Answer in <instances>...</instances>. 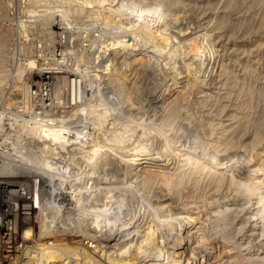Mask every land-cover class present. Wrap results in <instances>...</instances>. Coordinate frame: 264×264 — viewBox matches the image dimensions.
Wrapping results in <instances>:
<instances>
[{
  "label": "bare ground",
  "instance_id": "6f19581e",
  "mask_svg": "<svg viewBox=\"0 0 264 264\" xmlns=\"http://www.w3.org/2000/svg\"><path fill=\"white\" fill-rule=\"evenodd\" d=\"M91 1L92 0H85L84 3L88 7H91V5L93 7V4H91ZM97 1L100 4H107L108 5V7H107L108 11L107 12L110 13L111 15H113V18H116V20H113V18H111L109 15H106V14L105 15L102 14L101 16L99 14L94 18L97 21L101 20L102 22H104L107 25L106 29L110 28V30H108L111 33L110 40H108L109 44H107V43L105 44V42L101 40L98 44L99 46L97 45L99 47V50H96L97 54L93 57V60H91V62L89 60H87V61L84 60L85 61L84 66H86V67H84V69H82L81 72L78 71V69H77L78 68L77 64L81 63V61H78L75 64V66L72 68L57 69V68H60V67H57L56 68L57 71L54 69H53V71L51 70L52 72L48 73L50 75L49 79L52 81L51 83L53 84L55 89L58 88V90H56V91H66V90H64V88L67 85V81H68V79H72V78H79L82 81H86V82L89 81V82H91V84L96 83L99 73L96 75L95 72H100V73H102V75L108 76V79L110 78L109 80L114 82L113 93L115 94L117 92V90L120 87H122L121 84L123 82H121L119 80L120 77L126 75V73L125 74L122 73L125 69L121 72V68H119L118 66H114L116 64L112 65V62L110 60L109 61L111 63L107 61V59L109 58L108 55L110 54V53H108L107 50L113 49L114 54H121V55L129 53V55H131L133 57V59L131 62L130 58H132V57H130L129 58L130 61L124 63V64H127V66L131 65L133 62L134 63L136 62L137 64L139 63V65L141 64V66H144L150 62L149 60H151L148 58L149 54L154 55V56H149L153 59V57H155V54H158L160 52L159 55H162V56H161V58L157 59V61H155V62H156L157 66H160L159 68L163 72H165V74L171 73V71L169 69L170 67L169 66H168L169 68L166 67V61L167 60L173 61L176 58L181 59L180 62L186 68L185 71H187V74L189 76H190V72L194 73V75H191L192 77H190L187 80L188 82H187V84L185 83V85H187L190 88L191 82L197 83L198 89H197L196 97H198L199 101H200V97L198 95H200L202 93L204 95V93H205L204 92V85H205V82L207 81L204 77V72H203L204 70H202V66H201V62H200V60L202 58L200 57V55H201V53L206 52V50L208 51V49H210V47L214 46V45L211 46V43L208 42V39H210V38H208V36L211 37V34L209 35L208 32L210 33L211 31L213 32L214 30L217 31L219 29L222 31L221 28H223V26H227L226 23H223L224 21L223 22L222 21H216V22H218V24L215 25V27H213L211 29L208 27L209 26L208 23L211 24V22H213L214 20L212 21L210 19L211 21H207V23H206L207 25H206V28L204 27L205 31H203V33L200 32V33H194L193 35H187V33H189L188 31L186 33V31H184L182 28L178 27L179 25L175 27V25L178 24V23L177 24H175V23L182 16L180 15L181 16L180 17L179 14H177V12L172 11L170 8H168L169 6L165 7V5L162 3V1H164V0H161V2L158 0L159 3H154V4L149 3L150 6L146 5L147 7H145V8H141L142 6L139 7V2L136 0H132V1L131 0H127V1L123 0L116 7H114V5H116V4H114V5L110 4L108 2V0H97ZM154 1H156V0H154ZM231 1H230V3H231ZM1 2H3V1H1ZM125 2H127V3L131 2L132 4H135L136 6L138 5L137 14L139 16H141V19L139 18L140 20L137 19L138 17H136L137 16L135 14L136 12H132V13H134L133 15L130 12V10L132 9L131 7H134V6H130V4H129V6H130V10L128 9L129 11L126 10V8H124L125 6H128V5H125L126 4ZM92 3H93V1H92ZM225 3H227V2H225ZM227 4L224 5V7L227 6L226 8H229V4L228 5ZM177 6L178 5H176V7ZM134 8L132 9L133 11H134ZM230 8H233V6ZM97 9H99V8H97ZM180 9L181 8H179V11H180ZM211 9H212V7H211ZM145 13H152V14L156 15L155 17L157 19V24L155 27L150 26V24L148 23V19L143 17V14H145ZM181 14H182V12H181ZM134 15H136V16L134 17ZM200 15H201V13H200ZM217 15H221V14L218 13ZM58 17H59V19H57V21L55 22V24L53 26V28L56 29V31H57L54 33H59L61 31V29L65 30L63 28H66V30H68L67 26L65 25L66 23L64 21V19H65L64 16L60 15ZM221 18L223 19V16ZM215 20H219V19H215ZM112 22H114L113 26H111ZM221 22L224 25L221 24ZM104 23H102V24H104ZM105 24H104V26H105ZM171 24H175V25L171 28V26H170ZM221 25H223V26L221 27ZM237 27H239V26H237ZM62 32H65L68 34V31H62ZM219 33H217V34L220 35ZM232 34H233V31H232ZM249 34H250V32H249ZM212 35H214V34H212ZM218 35L215 36L216 41H217V37L219 38ZM226 35H228V34H226ZM244 35H245V33H244ZM59 36L60 35H58V37ZM69 36L65 35V36L60 37L59 39L57 38L58 41H56L57 43H55L57 45L59 52H60L58 55H60L59 57L62 58L59 60H65V62H66L67 51L70 50L69 43H68ZM99 36H101V35H99ZM215 37H213V38L215 39ZM97 38H98V36H97ZM213 38H211V40ZM92 39H90V40H92ZM95 40H96V38L93 39L92 41H95ZM92 41H90V42H92ZM93 43H95V42H93ZM93 43H91V44H93ZM257 44H259V43H257ZM109 45H110V48H108ZM149 48H151V49H149ZM95 49H97V48H95ZM146 50L148 52H150L148 54V56L146 55V53H148V52L145 53ZM233 51H235V50H233ZM156 52H158V53H156ZM81 53L83 54V52H81ZM145 56H147L148 59H146ZM183 56L185 58H183ZM80 57H81V59L79 58L80 60H82V58H84L82 56H80ZM155 58H157V57H155ZM56 60H58V59H56ZM111 60H113V59H111ZM53 61H54V59H53ZM92 63L95 65L90 66V64H92ZM168 63H169V61H168ZM27 64H29V69H33V67H34L33 61L30 60V62ZM121 64H123V63H121ZM246 65L249 68L251 67L250 64H246ZM127 66H126V70L128 68ZM226 66H229V65L226 64ZM244 67H243V69H244ZM43 68H45V67H43ZM203 68H205V67H203ZM164 69L168 70V72L165 71ZM181 69H182V67H181ZM224 69L226 70V68H223V69L221 68L222 71L219 70L220 73L223 72ZM47 70H49V69H47ZM171 70H172V72L174 71V69H171ZM175 70L177 71L178 67ZM40 71H41V69H40ZM178 72L176 75H178ZM225 72L228 73L227 70ZM225 72H223V73H225ZM223 73H221V74H223ZM229 73H230V71H229ZM180 74H181V72H180ZM185 74H186V72H185ZM221 74H220V76L224 75V74L223 75H221ZM229 75H227V76H229ZM170 78L175 79L176 76L172 75V77H170ZM233 79H235V78L231 77L230 79H227V81L231 80L232 83L234 81H235L234 83H236L237 79L234 81H233ZM225 82H226V78H225ZM228 82H230V81H228ZM51 83L49 85L48 84L47 85L51 86ZM97 83H98V81H97ZM232 83H230L231 85L230 84L229 85L232 86L234 84V83L233 84ZM220 84H222V83H220ZM243 84L245 85V82ZM223 86H224V83H223L222 87ZM71 87H72V90H71V95H70L71 98H70L69 104H67L65 102L64 103L55 102L53 100L52 96H49L48 94H44L40 98V102L38 105L40 108V113L37 116H33V114H32L33 111L32 112L28 111L29 115L31 117L35 118V120L37 122V127H35V130L36 129L38 130V135H39V137H41V141L45 142L44 144L41 142L43 144L41 147L44 146V148H41L42 149L41 152H43L41 154H43V155L46 154V155H48V157L50 156L53 158L57 154L58 149L61 148V150H62V148L65 147V148H68V151L72 150L71 155L74 153V151L80 152L81 156H79V157H82V160L87 163L86 166L89 165V167H94L98 158L102 159V158H104V156L108 157L109 155H111L108 158H110V157L112 158V156H114L116 159L122 161L124 165H126L127 167H130V168L133 165L134 166L141 165V167H142V164H144L145 166L148 165L147 166L148 168L146 170H144V168H142L143 170L141 171V173L138 175L136 174V178H139V177L141 178L139 180L137 179L139 181V183H138L139 185L141 183L144 186L147 184L148 185L152 184L154 186V184L159 181V182L164 183L163 186L165 185L164 188L166 189L169 186L170 181H173V180L176 181V183L178 184L180 182L184 183V181H186V179L187 180L194 179V181L196 183L197 175H198V182L197 183H199V180L201 179V178L199 179V177L202 176L204 178V180H206L205 181L206 184L204 187H206L208 191L220 192L219 190L226 189V190H228L227 192L231 191V192H233L234 195L233 196H231L232 194L229 195L231 197H228L227 195H222L220 198H214L213 197L210 201L207 202V204L205 203L204 208L202 207L203 209L201 210V213L200 212L198 213L196 211L194 212V211L190 210V211L186 212V213H189V215H185L184 218L182 217L183 218V220H181V223L183 226V227H181L182 229L183 228L185 229V227H187V226H189L191 229L194 228L192 230V232H190L191 230L189 229L190 231L188 232V234H189L188 238H190V239L188 240L186 238L188 240L187 242H194V244H195V245L193 244L194 246L191 245L192 247L190 246V244H188L187 247H189V248H188V251L185 250L186 251L185 254L190 252L191 256L188 254L189 257L186 256V258L188 257L186 259L183 256L184 255L183 249H186V248L181 249L180 247L177 246L178 241H181L182 238L180 240H177V242H176V240L175 241L173 240V238L176 237L175 235L177 234V233H175V232H177L176 229L181 226L178 223L180 226L179 227L176 226L177 227L176 229L174 228L173 224L175 223L176 218L173 215L165 214L163 217H160V219L157 218L158 220L156 221V226H154V227L152 226V228L150 226L151 232H149V230L146 229L148 231L145 234H141V231H140V234H141L140 235L138 233V231L137 232L134 231L137 228H134L133 231L135 233V236L137 235L136 236L137 238L138 237L143 238L142 239L143 241L140 244H135L134 247H133V243H128V246H126L125 245L126 243H124L125 240H128L130 237V232H127V231L131 227H133V225H134L133 223H127V221H126V224H124L125 222L123 224L122 223L120 224L119 229L120 228L121 229L119 232H115V233L110 232L111 234H109L108 236L98 235V238H96L95 235L89 233L88 230H86L85 228L82 229L80 227L81 225L83 226V224L86 222L85 221L86 219L84 220L85 216H87V218H89V214H90L89 211L90 210L87 207H91V205H89V206L87 205V207H85L86 206L85 200H87L85 195L90 190H87V188H86L89 186V184H87L88 186L84 187L85 183L80 180L84 177L81 176L82 178H79V177H75V176L74 177L69 176V178L66 177L67 179L65 180L62 178V176H65V175H61V178L63 179V181L60 180V177H59V180L62 181V185L58 184L56 182L57 180H55V183H56V184L54 183L55 185L54 184L46 185L45 184L46 182H44V184H43V182H42L43 180L41 181V177H40L41 175L38 176L37 175L38 172H36L34 169V172H36L35 175H37V176H34V178L32 180H28V182L27 181L22 182V180L16 181V180H12V178L10 179L8 177L10 175H13L14 173L17 174V173L21 172V170H24V169H21L19 172L13 171V167H15V165H13L11 163L12 161L9 162L10 160L9 161L3 160L0 162V247L2 249L3 257L6 258V257H10L13 255V258H14V261L12 260L13 264L18 259H20L21 256H26L25 257L27 259L26 262H28L29 264H168L169 262L175 263V264H182L183 263L182 262L183 257L186 259L185 264H192L193 261H195V263H197L200 260L202 261L201 262L202 264H205V263L207 264L208 261H210V262H213V261L217 262L218 261L217 264H264V159L261 160L264 157L260 158V160H259V163L261 165L258 167V172H255V170H252L251 166L247 165V163L245 162L246 159L243 156L244 154H242V152L245 150L246 145H245V143L243 144L241 131H236V125L235 126L233 124L232 125H224V126L220 125L221 127H219L218 132H215L214 136H212L210 138V142H209L210 146H208V147L205 143L203 145L199 140L195 142L196 145L193 147H191L190 144H189V146H185L183 144V142H185V141H183V142L181 141L180 134H182V133L180 131L186 133L188 131V129L192 126L188 127L189 122H191L190 121L191 118L189 117V115H186L185 113H183L182 109H183L184 104L181 103V100H183V97H182L183 94L181 95L180 91H178V93L181 96L175 95V97L173 96V99L170 100L166 105L163 104L165 106L162 107L163 111H161V114L158 115V113H157V115H156L153 113L150 115V117H144L141 114L139 115V112H138V114L136 113L134 115L129 114L130 112L133 111L132 106L134 104L132 106L130 105L131 107L130 106L128 107L127 105L123 106V104L129 103L128 102L129 99L127 100L128 97H126V99L124 98V100H126V101H123L121 99V97L118 96V102L116 103V106L114 105L115 107H112L113 105L110 106L106 103L103 109H98L96 106H95L96 108L93 106H89V105H87L86 102H83V101L79 104L77 103V105L72 104L74 102V93H75V88H74V85L72 83H71ZM220 87H221V85H220ZM125 89H124V91H125ZM217 89L219 91V88H217ZM224 89H225V87H224ZM120 90H121V88H120ZM182 90L183 89H181V91ZM186 90H187V88H186ZM230 91L231 90H229L228 92H230ZM246 91H248V90H246ZM246 91H245V93H246ZM126 92H127V90H126ZM235 92L234 93L237 95L236 90H235ZM240 92H241V88H240ZM122 93H123V89L121 91V95L124 96L125 93H124V95ZM230 93H228V94L226 93V95L230 96ZM114 94H112V95L114 96ZM208 95H210V94L208 93ZM217 95H218V93H217ZM217 95L215 98H217ZM241 95H242V93H241ZM211 96H212V94H211ZM245 96H246V94H245ZM202 97H204V96H202ZM219 97H221V96H219ZM250 97H251V95H250ZM204 98H206V97H204ZM247 98H249V97H247ZM195 99H193V100L195 101ZM208 99H210V98L208 97V98H206V100L204 99L202 101V103L204 101H208ZM236 99H238V98H236ZM71 100H73V102H71ZM216 100H218V98ZM248 100L245 99V101H248ZM258 100H259V98L257 99V101ZM245 101H243V102H245ZM113 102H114V100H113ZM21 103H22V100H21ZM196 103L198 104V102H196ZM199 103L201 104V102H199ZM214 103H216V102H214ZM197 104H195V105H197ZM236 104H232V106L235 105V107H237ZM14 106H16V104H10V105H8V108L13 109ZM224 106H226V105H222L221 107H224ZM239 106H244V105L242 103V105L240 104ZM17 107L18 106H16V109H17ZM19 109L20 108H18V111H19ZM193 110L194 109H192V111ZM213 110H215V109L213 108ZM22 111H24V110H22ZM206 111H208V110H206ZM210 111L211 110H209V113L211 114ZM232 111H231V113H232ZM241 111H243V110H241ZM215 112H217V111H215ZM234 112H235V110H234ZM243 112L245 113L246 111H243ZM26 113H27V111H26ZM22 114H23V112H21L20 115H22ZM24 114H25V112H24ZM200 114H199V116H200ZM234 114L237 115L236 112ZM240 114H242V113H240ZM247 114L249 115V113H247ZM245 115L246 114L241 115V116H243L241 118H244ZM207 116L208 115H206V117ZM233 116H235V115H233ZM241 118H239V120ZM231 119H232V117H231ZM231 119H230V121L229 120L228 121L231 122ZM205 120H206V118H205ZM205 120L203 118V120L199 121V122H201L200 126L204 127L207 124V122H209L208 120L207 121H205ZM209 120L211 121V119H209ZM239 120H237L236 122H239ZM73 121L74 122L77 121L80 124H83V123L85 124L87 122L91 123L92 131L89 132V136L86 140L82 137L81 131L78 130L79 132L75 133L72 130L71 127L73 125L78 124V123L74 124ZM216 122L217 121H215V124H216ZM72 123H73V125H72ZM224 123H227V121ZM231 123H233V122H231ZM14 124H16V119H15ZM80 124H78V125H80ZM84 124H83V127H84ZM218 124H220V122ZM215 126H217V125H215ZM238 127H241V126L238 125L237 128ZM211 128H209V129H211ZM33 129L34 128H27L26 133L28 132L29 134L30 133L32 134ZM73 129H74V127H73ZM79 129L81 130V128H79ZM239 129H241V128H239ZM193 130L195 132L194 128L192 129V131ZM215 130H217V129H215ZM17 131L18 130H16V137L14 138V140H16V142L14 144H12L10 148H8L11 150L10 151L6 150L3 153H0V156L3 159L7 157V159L13 158V160H14V157H16V156H14L16 154L15 151L17 152V148H19L20 144H21L20 145V148H21L22 144L25 143V141H23L24 140L23 137L21 138ZM192 131L189 130L190 133ZM205 131H206V129H205ZM209 132L208 133L206 132L207 134H209L208 136H210L212 134ZM257 132H259V131H257ZM31 134H30V136H31ZM254 134H255V132H254ZM84 135H86V134H84ZM192 135H193V133H192ZM255 136H257V135H255ZM255 138H257V137H255ZM258 138H262V136H260V137L258 136ZM203 139H205V138H203ZM37 140L39 141L38 137H37ZM37 140H35V141H37ZM192 140H194V139H192ZM19 141H20V143H19ZM202 142H203V140H202ZM252 142H256V141L254 140ZM252 142L250 143V141H248V143H250L251 145H252ZM33 144H35V143H33ZM37 144H39V143H37ZM251 145H249V146H251ZM245 151H247V150H245ZM249 151H247V152H249ZM74 154L76 155V153H74ZM249 154H248V156L251 155V154L250 155ZM43 155H42V157H43ZM77 155H79V154H77ZM57 156H59V155H57ZM160 156L162 159L158 160L159 161L158 163L153 164V162L156 161V159H157L155 157H160ZM20 157H22V156H20ZM44 157H45V155H44ZM69 157H70V155H69ZM74 157H76V156H74ZM70 158H69V160H70ZM20 159H23V158H20ZM38 160H40V158ZM80 160H81V158H80ZM107 160H104V162ZM14 162H15V160H14ZM78 162L81 163L82 161L81 162L78 161ZM145 162H146V164H145ZM29 163H31V162H29ZM58 163H59V161H58ZM68 163H70V162H68ZM72 163H70V165ZM241 163L243 164V166H242L243 169H241V165H240ZM44 165H46V164H44ZM46 166H48V165H46ZM76 166L78 167V165H76ZM25 167H23V168H25ZM43 167H45V166H43ZM67 167H69V166H67ZM73 167H75V166H73ZM80 167H78V168H80ZM26 168H28L27 170H29V167H26ZM96 169H98V168H96ZM61 172H65V171L61 170ZM89 172L94 173L93 171L91 172L90 170H89ZM32 173L29 175H32ZM22 174L23 173H21L20 175H22ZM90 175H92V174H90ZM42 176H44V175H42ZM72 176H73V174H72ZM76 176H77V174H76ZM94 176H93V178H94ZM93 178L92 179L90 178L91 180L89 182H91L93 180ZM99 178H97V180ZM101 178L99 180L103 179V178L102 179ZM203 178H202V181H204ZM45 179H46V177H45ZM99 180L97 181V183L101 182ZM155 181H157V182H155ZM81 182H83L84 185H81ZM105 182L103 184H105ZM186 182L189 183L188 181H186ZM190 183H191V181H190ZM92 184L94 186L96 183L95 184L92 183ZM160 185H161V183H160ZM171 185H173L174 188H172V186H169V187H171L169 189H172V190L175 189L174 193L175 192L178 193L179 191H182L179 187L178 188L180 190L176 191L177 186H174V184H171ZM186 185L183 187L184 189L186 188ZM192 185H193V183H192ZM98 186H101V184ZM182 186H181V188H182ZM69 187L72 188V190H71L72 191L71 192V201H70L71 206L68 208H65V206L63 207V206L59 205L60 206L59 207V206L55 205L54 204L55 202L54 203L52 202V201H54V200H52V198L55 195V190L58 191L59 188H64V189L67 188L68 189ZM190 187L188 186V188H190ZM93 188H97V187H93ZM206 188L203 190L205 191ZM146 189H147V187H146ZM146 189H144V190H146ZM169 189H168V191H169ZM140 190H142V189H140ZM147 190L151 191V187H150V189L148 188ZM172 190H170V191H172ZM94 191H97V190H94ZM185 191L187 193V190H185ZM91 192H93V190L90 191V193ZM184 192H181V193H184ZM101 193H102V191H101ZM168 193H171V192H168ZM172 193H173V191H172ZM177 193H176V195H178ZM200 193H201V191H200ZM207 193L208 192H206V194ZM92 195H93V193H92ZM92 195H90V196H92ZM172 195H170V196H172ZM185 195H186V197L183 196V198L184 197L187 198V194H185ZM191 195H192V193H191ZM207 195H205V197H207ZM210 195H211V192H210ZM86 196L89 197L88 194ZM94 196H95V193H94ZM94 196H93V198H94ZM188 196L190 197L189 194H188ZM201 196H204V193ZM201 196H200V198H202ZM214 196L216 197V195H214ZM84 197H85V199H84ZM194 197H195V195H194ZM115 198H118V195H117V197H114V199ZM103 199H105L107 201H112L113 198H112L111 192L105 191ZM114 199H113V201L115 203L116 199L115 200ZM88 200H90V198ZM92 200H90V201H92ZM253 200H255V201L253 203H251V201H253ZM99 201H101V199ZM113 201L111 203H113ZM192 201H190L191 204H192ZM93 202H95V200H93ZM177 202H178V200H177ZM102 204H101V206H102ZM185 204L189 205L190 203H185ZM3 205H4V207H2ZM168 205L169 204L166 203V205H165V203L162 202V203H160L159 207L164 208V207H167ZM104 206H105V204H104ZM196 207H198V206H196ZM196 207L191 205V206H187V209L186 208H182V209L189 210L188 208H196ZM92 210L96 211L97 209L96 210L92 209ZM104 210L107 211L106 209H104ZM197 210H200V209H197ZM162 212H163V210H162ZM177 212L181 213V211H177ZM106 214H108V213H106ZM208 214H209V216H207ZM97 215H100V214H97ZM192 215L193 216L195 215L197 217V220L195 219L196 217L192 218ZM51 216L53 219L49 220ZM119 216H120V213L118 212V209L115 213H113L110 216V219H112V222L110 221L111 223L110 222L109 223L111 225H109V224L108 225L112 228V230L114 229V226L115 227L117 226V224H115L113 221L118 220V218H121ZM206 216L208 217L207 219H209V221L207 220L208 224L210 226L212 225V227H210V230L208 228L209 227L208 224L207 225L205 224V226L204 225L201 226V223L203 222V219H206ZM182 218H180V219H182ZM91 219L93 220V224H91V226L90 225L89 226H90V229L91 228L93 229L94 225L95 226L99 225V222L96 223V221L98 219H99V221H101V220H100V218L97 219L96 215ZM177 219H178V217H177ZM83 220L85 222H82ZM103 221H104V219L102 220V222ZM129 222H130V220H129ZM191 222L192 223L194 222V224H191ZM219 222H222L224 225L226 222V224H228V226L230 227V228L228 227V231L230 229H233L234 232L230 233L231 235L227 234V238H226L225 237L226 231L225 230H224L225 232L221 231L224 228L218 229V230L216 229V227L219 225L218 224ZM51 223H53V226L50 225ZM205 223H206V221H205ZM167 224H169V225H167ZM198 224H200V225H198ZM87 225H88V223H87ZM92 225H93V227H92ZM101 225H102V223H101ZM166 225H167V227H169L171 225L170 226L171 229H166L165 228ZM220 225H222V224H220ZM89 226H87V227H89ZM105 226H103V228ZM203 227H205V228L207 227L209 231H211V229L213 228V230H215V232L212 230L213 232L211 233V235H206V234H209V232L206 233L207 228H206V231H204ZM225 227H226V225H225ZM51 228L53 229L55 236L56 235L61 236L62 238H55V236H54L55 239H53V241L52 240L50 241L48 239L49 235H47V234H48V232H50V230L52 231ZM87 229H89V228H87ZM107 231H108V229H107ZM178 231H179V229H178ZM181 231L182 230H180L179 232H181ZM228 231H227V233H228ZM231 231H229V232H231ZM118 233H123V234H120L119 237H121V236L124 237L123 236L124 234H126V236L128 235V237H126V236H125L126 238L124 237V242H123V240L120 241L119 237H118L115 242H112L107 246L103 245L104 242H109V241L113 240L112 237L117 236L116 234H118ZM223 233H225V234L223 235ZM183 234H181V235H183ZM181 237H183V236H181ZM114 238H116V237H114ZM86 239H88V240H86ZM216 239H217V241H215ZM179 244H181V243H179ZM232 250L235 252H233ZM219 251H222V253H225V254L221 255L222 254L221 253L219 255L218 254ZM235 253H239L240 257H238V254L236 256ZM190 258H192V259H190ZM1 263L2 262L0 260V264Z\"/></svg>",
  "mask_w": 264,
  "mask_h": 264
},
{
  "label": "rangeland",
  "instance_id": "374dc122",
  "mask_svg": "<svg viewBox=\"0 0 264 264\" xmlns=\"http://www.w3.org/2000/svg\"><path fill=\"white\" fill-rule=\"evenodd\" d=\"M1 1H3V2H1ZM84 1L83 0H0V101L1 102L3 101L2 106L5 108H8V105H10V104H16V106H18L17 109H16V106H14L15 108L13 107V109L16 110L17 112H19L20 114H21V112H23L22 116H20L19 118L15 117L16 118V124H14L15 118H13L14 121L11 122L13 131L10 130V127L8 125H6L2 122V125L0 126V153H3L6 150H8V151L11 150L8 148H10L11 145L16 142V140H14V138L16 137V130H18L17 132H18L19 136L21 138L23 137V139H24L23 141H25V143L22 144L23 147L21 146V148H20V145H21L20 144L19 148H17V152L15 151L16 154L14 156H16V157L13 156L15 162H14L13 158L7 159V157H6L3 159L1 156H0V162L3 160H8V161L10 160L9 162L12 161L11 163L13 165H15V167H13V171L19 172L21 169H24V170H21V172H19L20 174L23 173L22 175H20L19 173H17V174L14 173L15 175L13 174V175H10L9 177L7 176L8 178H10V179L12 178V180H16V181L22 180V182L23 181L28 182V180H32L34 178V176H37V175L40 176L41 175L40 177H41V181L43 180L42 181L43 184H44V182H46L45 183L46 185L54 184L55 180H57L56 182L58 184L62 185L63 179L66 180L67 178H69V176L70 177L75 176V177H79V178L84 177L80 180L83 181L85 183V185L83 182H81V185H84V187H85V186H88L87 184H89V186L86 187L87 190H90V191L93 190V192H91V193H90V191L87 192L89 197L86 196L87 194L85 195V197L87 200L90 198V200L93 199V200H95V202H93V200L92 201L85 200L86 201L85 207H87V205L88 206L91 205L92 208L87 207L90 210L89 211L90 214H89V218H87V216H85L84 220L86 219L85 220L86 222L84 220L82 221V222H85L83 224L84 227L82 225L80 226L82 229L85 228L86 230L89 231V233L95 235V237L98 238V235L108 236L112 232L113 233L119 232L121 229V228L119 229L120 224L121 223L123 224L124 222H125L124 224H126V221H127V223H133L135 225V226L133 225V227L130 228L131 230L129 229L127 231V232H130V237L128 240H125V242H124V237L126 236V234L123 235L124 237L121 236L122 238L119 237L120 234H123L124 232L118 233V234H116L117 236L112 237L113 240H111L109 242H104L103 245H105V246L109 245L112 242H115L117 240V238L119 237V240L120 241L123 240V242L126 243L125 244L126 246H128V243H133V247H134L135 244H140L143 241L142 240L143 238H141V237L137 238L136 237L137 235L135 236L134 231L135 232L138 231L139 234H140V231H141V234H145L148 230H149V232H151L150 226H151V228H152V226L153 227L156 226V221L158 220L157 218L160 219V217H163L165 214L173 215L176 218L175 223L173 224L174 228L176 229L177 228L176 226L179 227L181 225L179 228L176 229L177 232H175V233H177V234L175 235L176 237H174L173 240L174 241L176 240V242H177V240H180L182 238L181 241H178L177 246L180 247L181 249L186 248V249H183L184 250L183 256L185 258H186V256L189 257V255L191 253L188 252L185 254V252H186L185 250L188 251V248H189V247H187L188 244H190V246L191 245L194 246L195 244H194V242H187L190 239V238H188L189 237L188 232L190 230H191L190 232H192V230L194 228L191 229L189 226L185 227V229L181 228V227H183L181 220H183L185 215H189V213H186V212L191 210L194 212L196 211L198 213L199 212L201 213V210L204 208L205 203L207 204V202L210 201L213 197L214 198H220L222 195H227L228 197H231L234 195L233 192H231V191L227 192L228 190H226V189H221V190H219L220 192L208 191L207 188L204 187L206 184L205 183L206 180H204V178L202 176L199 177V179L201 178L200 179L201 181L199 180V183H197L198 182V175L197 174H196L197 175L196 183H195L194 179H190V180L186 179V181H188L189 183L184 181V183H181V182H180L181 184L178 183L179 185L174 180L170 181L169 186H172V188H174L173 185H171V184H174V186H177V188L179 187L182 190V191H179L178 193L177 192L174 193L175 189H173V190L169 189V188H171L169 186L166 188L167 189L166 190L164 188L165 185L163 186L164 183L159 182V181L158 182L155 181L157 183L154 182L155 183V184L153 183L154 186L152 184L151 185L147 184L144 186L141 183L139 185L138 180L141 178L140 177L136 178V174L137 175L140 174L141 171L143 170L142 168H144V170H146L148 168L147 167L148 165L145 166L144 164H142V167H141V165H139V166L133 165L130 168V167H127L126 165H124L122 161L116 159L114 156H112V158L111 157L108 158L111 155H109L108 157L104 156V158H102L103 160L98 158V160L96 161L97 164L95 163L96 166L94 165L95 168L89 167V165L86 166L87 163L82 160V157H79V156H81L80 152L74 151V153H76V155L74 153L71 155L72 150L69 149L70 151H68V148H65V147H63L62 150H61V148L58 149L57 154L53 158L50 156L48 157V155H46V154H44L45 155V157H44V155L41 154V153H43V152H41L42 151L41 148H44V146L43 147H41V146L45 142L41 141V137H39V135H38V130L37 129L35 130V127H37V122H36L35 118H33L29 115L28 111H30V112L33 111V113H32L33 116H37L40 113V108L38 105L40 102V98L44 94H48L49 96H52V98L55 102H59V103L65 102V103L69 104L70 98H71V96H70L71 90H72L71 83L74 85V88H75L74 102H73V100H71V102H73L72 104L77 105V103L79 104L83 101V102H86L87 105H89V106H93V107L96 106L98 109H103L106 103L110 106L113 105L112 107H115L116 103L118 102V96L121 97V99L123 101H126V100H124V98L126 99V97H128L127 100L128 99L130 100V101L128 100L129 103H125V104H123V106L127 105L129 107L130 105L132 106L134 104L132 106L133 111L130 112L129 114L134 115L136 113L138 114V112H139V115L141 114L144 117H150V115L153 113L156 115H157V113H158V115L161 114V111H163L162 107L165 106L170 100H172L173 96L174 97H175V95L181 96L183 94V96H182L183 100H181V103L184 105H183L182 110H183V113H185L186 115H189V117L191 118L190 121L192 122V123L189 122L188 127L189 126H192V127H190L186 133L180 131L182 133V134H180L181 141L182 142L185 141V142H183V144L185 146H189V144H190V146L193 147L196 145L195 142L199 140L203 145L205 143L208 147V146H210V143H209L210 138L212 136H214L215 132H218L219 127H221L222 125L223 126L224 125H232V124L234 126L236 125V131H241V133H242L243 144L245 143V145H246L245 150H247V151L250 150L249 152H247L245 150L242 152V154H244L243 156L246 159L245 162L247 163L248 166H251L252 170H255V172H258V167L261 165L259 163V160H260V158L264 157V136H263L264 135V93H263L264 92V26H263L264 25V0H232V1L230 0L232 4L230 3L229 0H164V1H162V3L165 5V7L169 6L168 8H170L172 11L177 12V14H179V16L180 15L182 16V17L180 16L181 18H179V20L175 23V24L178 23L177 25H175V24L170 25L171 28L174 25H175V27L179 25L178 27L182 28L184 31H186V33H187V31L189 32V33H187V35H193L194 33H200V32L203 33V31H205L204 29L206 28L207 21H211V20L212 21L214 20L213 21L214 23L213 22H211V24L208 23V25H209L208 27L211 29L213 27H215V25L218 24V22H216V21H222V22L224 21L223 23H226L228 26V27L223 26L224 24L221 22V24H223V25H221V27L223 26V28H221L222 31L219 29L221 32L219 30H217L218 32L215 30L213 32L211 31L212 33L208 32L209 35L211 34V37L208 36V38H210V39L207 38L208 42L211 43V46L214 45L213 46L214 48L210 47V49H208V51L206 50V52H203L200 55V57L202 58L200 60L202 70H204L203 71L204 77L207 80L205 82V85H204V92H205L204 95H203V93L198 95L200 97V101H199V98L196 97V93H197V89H198L197 83L194 81H193L194 83L191 82L190 88L187 85H185V83L187 84V82H188L187 80L190 77H192L191 75H194V73L190 72V76L187 74V71H185L186 68L180 62L181 59L176 58L173 61L167 60L166 61V67L167 68L170 67L169 69H170L171 73L165 74V72H163L159 68L160 66H157L156 62H155V61H157V59L161 58L162 55H159L160 52L159 53L156 52V53H158V54H155V57H157V58L153 57V59H152L149 56H154V55L153 54L150 55L149 54L150 52H148L147 50L145 51V53L148 52V53H146V55L148 56V54H149L148 58L151 59V60H149L150 62L146 64L147 66L146 65L141 66V64L139 65V63L137 64L136 62L135 63L133 62L131 65L127 66V64H124V63L129 62L130 61L129 58L132 57L131 55H129V53L121 55V54H114L113 49L107 50L108 53H110L108 55L109 58L107 59V61L108 62L111 61L112 65L116 64L114 66H118L119 68H121V72L125 69L122 73H124V74L126 73V75H124L125 77L124 76L120 77L119 80L121 82H123L124 84L123 83L121 84V86H122V87H120L121 90L119 88L115 94L113 93L114 82L109 80L110 78L108 79V76L102 75V73H100V72H95L96 75L99 73L98 79H97L98 83L96 81V83L91 84V82H89V81L86 82V81H82L79 78H72V79H68V81H67V85L64 88V90H66V91H56V90H58V88L55 89V87L51 83L52 81L49 79L50 75L48 73H51L53 71V69L56 70L57 67H60L57 69L72 68L75 66V64L78 61H81V63L77 64V66H78L77 69H78V71L81 72V70L84 69V67H86V66H84L85 61L89 60L91 62V60H93V57L97 54L96 50H99V47H98L99 42L102 40L105 42V44L106 43L109 44L108 40H110L111 33L108 30H110V28L106 29L107 25L104 22H102L101 20L97 21L96 19H94L99 14H100V16L102 14H104V15L106 14V15H109L111 18H113V15H111L110 13L107 12L108 11L107 10L108 5L107 4H100L97 0L96 1L92 0L93 3L91 1V4H93V7H92V5H91V7H88L84 3ZM121 1H123V0H120V1L119 0L118 1L117 0H108V2L110 4H113V5L116 4V5H114V7L118 6ZM136 1L139 2V7L142 6L141 8L147 7L146 5L150 6V4L159 3V1L161 2V0H159V1L158 0H156V1H154V0H136ZM225 2H227L229 4V8H226L227 6L224 7V5L227 4ZM125 3H126L125 5H128V6L124 7V8H126V10H128V9L130 10V6L135 7V8L131 7L132 9L134 8V11L131 9L130 12L132 15L134 14L132 12H136L135 14L137 16L134 15V17L136 16V17H138L137 19L140 20L141 16H139L137 14L138 5L136 6L135 4H132L131 2L130 3L125 2ZM129 4H130V6H129ZM230 4L233 6V8H230V7H232ZM176 5H178L179 7L178 6L176 7ZM211 7H212V9H211ZM97 8H99V9H97ZM179 8H181L180 11H179ZM181 12H182V14H181ZM200 13H201V15H200ZM218 13L221 15H217ZM60 15L64 16V18H65L64 21L66 23L65 25L67 26L68 30H66V28H63L65 30L61 29V31L59 30L60 31L59 33H54L57 31H56V29L53 28V26H54L55 22L57 21V19H59L58 16H60ZM155 16L156 15L152 14V13L143 14V17L148 19V23L150 24V26H153V27H155L157 24V19ZM222 16H223V19L221 18ZM215 19H219V20H215ZM113 20H116V18H113ZM102 23H104L105 26ZM113 24H114V22H112L111 26H113ZM237 26H239V27H237ZM62 31H68V34L69 35L71 34L72 36L71 35L69 36L67 33L62 32ZM232 31H233V34H232ZM249 32H250V34H249ZM217 33H219L220 35H218ZM244 33H245V35H244ZM212 34H214V35H212ZM226 34H228V35H226ZM58 35H60V36L58 37ZM61 35L62 36H65V35L69 36L68 43H69L70 50L67 51L66 62H65V60H59L62 58L59 57L60 55H58V54L60 52L57 48V45L55 44V43H57L56 41H58L57 38L59 39L60 37H62ZM99 35H101V36H99ZM217 35L219 36V38L217 37V41H216L215 36H217ZM97 36H98V38H97ZM213 37H215V39ZM92 38L93 39L96 38V40L92 41L93 40ZM211 38H213V39L211 40ZM90 39H92V40H90ZM89 40L92 42H90ZM93 42H95V43H93ZM91 43H93L94 45ZM257 43H259V44H257ZM95 48H97V49H95ZM108 48H110V45L108 46ZM149 49H151V48H149ZM233 50H235V51H233ZM81 52H83V54ZM80 56H82L84 58H82V60H80L81 59ZM147 56H145L146 59H148ZM183 58H185V57L183 56ZM53 59H54V61H53ZM56 59H58V60H56ZM111 59H113V60H111ZM130 59L132 62L133 57ZM30 60L34 62L33 69H29V64H27L30 62ZM168 61H169V63H168ZM121 63H123V64H121ZM226 64L229 66H226ZM246 64H250L251 67L249 68ZM94 65L95 64H93V63L90 64V66H94ZM126 66L128 67L127 70H126ZM176 66L178 67L177 71L175 70V69H177ZM43 67H45V68H43ZM181 67H182V69H181ZM203 67H205V68H203ZM243 67H244V69H243ZM221 68L222 69L226 68L228 73H226L225 72L226 70L224 69L223 72H225V73L221 72L224 75L221 74L219 71V70H221ZM40 69H41V71H40ZM47 69H49L50 71ZM171 69H174V71L172 72ZM165 71L168 72V70H165ZM229 71H230V73H229ZM177 72H178V75H176ZM180 72H181V74H180ZM185 72H186V74H185ZM220 74L223 76H220ZM172 75H175L176 78L175 79L170 78V77H172ZM227 75H229V76H227ZM229 77L235 78V79H233V81L237 79L236 83H234L235 82L234 81L233 82L234 84H233L231 80H228V81H230V82H228L227 79H230ZM225 78H226L227 83L225 82ZM243 81L245 82V85L243 84L244 83ZM219 82L222 84H220ZM50 83H51V86H48ZM223 83H224V86L222 87ZM230 83H232L233 85L230 86L231 85ZM220 85H221V87H220ZM224 87H225V89H224ZM186 88H187V90H186ZM217 88H219V91ZM240 88H241V92H240ZM122 89H123L122 94L124 95V93H125L124 96L121 95ZM124 89H125V91H124ZM181 89H183L184 91L183 90L181 91ZM222 89L224 91L225 90L226 91L224 92ZM126 90H127V92H126ZM227 90L228 91L231 90L230 91L231 93L228 92ZM235 90L237 91V95L235 94L236 93ZM246 90H248V91H246ZM178 91H180L181 95L178 93ZM245 91H246V93H245ZM208 93L210 95H208ZM217 93H218V95H217ZM226 93L227 94L230 93V96H227ZM241 93H242V95H241ZM112 94H114V96ZM211 94H212V96H211ZM245 94L249 98H247L245 96ZM249 94L251 95V97ZM216 95H217V98L219 101L216 100L217 99V98H215ZM202 96H204L206 98L209 97L210 99H208V101H204L202 103V101L204 99L206 100V98H204ZM219 96H221L222 98ZM236 98H238V99H236ZM258 98H259V100L257 101ZM193 99H195V101L198 102V104ZM245 99L246 100L249 99V100L245 101ZM21 100H22V103H21ZM113 100H114V102H113ZM243 101H245V102H243ZM199 102H201V104ZM214 102H216V103H214ZM241 102L243 103L244 106H239L240 104L242 105ZM163 104H165V105H163ZM195 104H197V105H195ZM221 104L226 105V106L221 107L222 106ZM232 104H236L237 107H235V105L232 106ZM212 107L215 110H213ZM18 108H20L19 111H18ZM8 109L13 110L11 108H8ZM192 109H194L193 110L194 112L192 111ZM22 110H24V111H22ZM206 110H208V111H206ZM209 110H211L210 111L211 114L209 113ZM234 110L238 116L236 114H234L235 113ZM241 110L246 111V112L244 113ZM26 111L28 114L26 113ZM215 111H217V112H215ZM231 111H232V113L233 112L234 113L232 114ZM24 112L26 115L24 114ZM240 113H242V114H240ZM247 113H249V115ZM199 114L201 117L199 116ZM243 114H246L245 115L246 117L244 116V118H241V117H243V116H241ZM206 115H208L207 116L208 118L206 117ZM233 115H235V116H233ZM231 117H232V119H231ZM203 118H204V120L206 118L205 121H207V120L209 121L206 124L207 126L205 125L204 127L200 126L201 122H199V121L203 120ZM239 118H241L242 120L241 119L239 120ZM209 119H211V121ZM230 119H231V122H233V123L229 122ZM237 120H239V122H236ZM215 121H217L218 123L220 122V124H218L217 122L215 124ZM226 121H227V123H224ZM73 123L74 124H77V123L80 124L77 121H75V122L73 121ZM73 123H72V125H73ZM236 123L241 127L237 128L238 125ZM83 124H80L78 126L77 125H73V126L71 125L72 126L71 128L75 133L81 131L83 133L82 134L80 132L82 137L86 140L89 136V132L92 131V129H91L92 126H91V123H88V122L84 124V127H83ZM215 125H217V126H215ZM4 126H5V128H4ZM73 127H74V129H73ZM78 127L81 128V130ZM27 128H34L33 133L32 134L30 133L33 138L30 136V134L28 132L26 133ZM191 128L192 129L194 128L195 132H194V130L192 131ZM204 128L206 129V131ZM209 128H211V129H209ZM239 128H241V129H239ZM215 129H217V130H215ZM189 130H191L192 132L190 133ZM257 131H259V132H257ZM6 132H8V133L10 132L14 135H12V138H8L7 136L4 135V133H6ZM206 132L207 133L209 132L212 134L210 136H208L209 134H207ZM254 132H255V134H254ZM192 133H193V135H192ZM84 134H86V135H84ZM255 135H257V136H255ZM193 136L194 137L196 136V137L194 138ZM258 136L259 137L262 136V138H258ZM37 137L39 138V141L37 140ZM255 137H257V138H255ZM203 138H205V139H203ZM34 139L37 141H35ZM192 139H194V140H192ZM202 140H203V142H202ZM254 140L256 142H252ZM248 141H250V143L252 142V145L250 143H248ZM19 143H20V141H19ZM33 143H35V144H33ZM37 143H39V144H37ZM249 145H251V146H249ZM77 154H79V155H77ZM248 154L250 156H248ZM42 155H43V157H42ZM57 155H59V156H57ZM69 155L72 159L69 157ZM20 156H22V157H20ZM74 156H76V157H74ZM20 158H23V159H20ZM39 158H40V160H38ZM69 158H70V160H69ZM80 158H81V160H80ZM155 158H157V159H156V161L153 162V164L158 163L159 162L158 160L162 159L161 156L155 157ZM263 159L264 158H262L261 160H263ZM77 160L80 162L82 161V162L79 163ZM104 160H107V161L104 162ZM58 161H59V163H58ZM29 162H31V163H29ZM68 162H70V163L73 162L74 164L72 163L73 165L71 164L72 165L71 166L70 163H68ZM44 164H46L48 166H46ZM145 164H146V162H145ZM76 165H78V167L81 166L80 167L81 169L78 168ZM240 165H241V169H243L242 168L243 164L241 163ZM25 166L29 167V170H27L28 168H26ZM43 166H45V167H43ZM67 166H69V167H67ZM73 166H75V167H73ZM23 167H25V168H23ZM96 168H98V169H96ZM34 169L39 174L37 173V175H35L36 172H34ZM60 169L62 171H65V172H61ZM89 170L91 172L93 171L94 173H90ZM30 172L31 173L33 172L32 175H29V174H31ZM72 174H73V176H72ZM76 174H77V176H76ZM90 174H92L93 176L95 175L94 178ZM42 175H44V176H42ZM61 175H65V176H62L63 179L61 178ZM45 177H46V179H45ZM59 177H60V180H62V181L59 180ZM99 177L100 178L102 177L104 180L102 178H101L102 180H99L100 179ZM90 178L91 179L93 178V180L91 182H89L91 180ZM97 178H99L98 180L101 182L97 183V181H98ZM202 178L204 181H202ZM190 181H191V183H190ZM104 182H105V184H103ZM92 183H94V184L96 183V184L93 186ZM160 183H161V185H160ZM192 183H193V185H192ZM97 184L98 185L101 184V186H98ZM180 185L181 186L183 185L182 188ZM185 185H186V188L184 189L183 187ZM188 186L189 187L191 186V187L188 188ZM93 187H97V188H93ZM146 187H147V189L148 188L150 189V187H151V191L147 190ZM177 188H176V191L180 190L179 188L178 189ZM205 188H206L205 191L209 193V194L207 193L208 195L203 190ZM140 189H142V190H140ZM144 189H146V190H144ZM162 189L163 190L165 189V190L163 191ZM168 189H169V191H168ZM71 190H72V188H70V187L68 189L67 188L66 189L59 188L58 191L55 190V195L52 198V200H54V201H52V202L53 203L55 202L54 204L57 206H59V205L63 206V207L65 206V208L70 207L71 206V204H70L71 192H72ZM94 190H97V191H94ZM100 190L102 191V193ZM170 190H172L173 193ZM185 190H187V193ZM105 191H110L113 199H114V197H117V195H118V198H115L116 200L114 199L115 203H114L113 199H112L113 203H111L112 201H107V200L103 199ZM200 191H201V193H200ZM168 192H171V193H168ZM181 192H184V193H181ZM210 192H211V195H210ZM92 193H93V195H92ZM94 193H95V196H94ZM176 193L178 195H176ZM191 193H192V195H191ZM203 193H204V196H201V195H203ZM185 194H187V198H185L186 197ZM188 194L190 195V197L188 196ZM193 194L195 195V197ZM90 195H92V196H90ZM170 195H172V196H170ZM205 195H207V197H205ZM214 195H216V197ZM229 195H231V196H229ZM93 196H94V198H93ZM183 196H185V197L183 198ZM200 196L202 198H200ZM85 197H84V199H85ZM100 199H101V201H99ZM177 200H178V202H177ZM190 201H192V204ZM254 201L255 200L251 201V203H253ZM162 202L165 203V205H166V203L169 205L167 207L160 208L159 205ZM185 203H190V204L188 205ZM101 204H102V206H101ZM104 204H105V206H104ZM191 205H193L194 207H196V206H198V207L188 208L189 210L182 209V208L187 209V206H191ZM2 207H4V205ZM103 208L106 209L107 211H105ZM92 209H94V210L97 209V210L93 211ZM117 209H118V212L120 213L119 217H121V218H118V220L113 221L115 224H117V226L116 227L114 226V229L112 230V228L109 226V225H111L110 223L112 222V219H110V216L113 213H115L117 211ZM197 209H200V210H197ZM162 210H163V212H162ZM177 211H181V213L177 212ZM106 213H108V214H106ZM94 214L97 216V219L100 218L101 221H99V219H98L96 221V223L99 222V225L98 226L94 225V227L92 225L93 229L92 228L90 229L91 224H93V220L91 218H93L95 216ZM97 214H100V215H97ZM175 215L178 217V219ZM207 216H209V214ZM207 216H206V219H203L201 226L202 225L205 226V224L206 225L208 224L209 219H207L208 218ZM195 217H196L195 215L194 216L192 215V218H195ZM180 218H182V219H180ZM52 219L53 218L51 216L49 220H52ZM103 219L105 222L104 221L102 222ZM195 219L197 220V217ZM129 220H130V222H129ZM205 221H206V223H205ZM100 222L102 223V225ZM87 223H88V225H87ZM191 224H194V222L193 223L191 222ZM218 224H217L218 228L216 227V229L218 230V229L224 228L221 231H223V232L226 231V234L223 233V235L224 234L226 235L225 236L226 238H227V234L229 235L230 233L234 232L233 229L229 230V231L232 230L231 232L228 231L229 226H228V224H226V222H225L226 227L222 222H219ZM220 224H222V225H220ZM50 225L53 226V223H51ZM167 225H169V224H167ZM167 225L165 226V228L171 229L170 228L171 225L169 227H167ZM198 225H200V224H198ZM87 226H89V227H87ZM103 226H105L106 228L105 227L103 228ZM86 227L89 229H87ZM210 227H212V225L211 226L209 225V227H208L209 230H210ZM134 228H137L138 230L137 229L134 230ZM206 228L203 227L204 231H206ZM208 228H207L206 233L209 232V234L205 233L206 235H211V233L213 231L215 232V230H213V228L211 229V231H209ZM107 229H108V231H107ZM146 229H148V230H146ZM178 229H179V231L180 230H182V231L179 232ZM227 231H228V233H227ZM180 233L183 235H181ZM47 235L50 236V237L48 236V239L50 241L51 240L53 241V239H55V238H62L61 236H57V235L55 236L53 229H52V231L50 230V232H48ZM54 236H55V238H54ZM181 236H183V237L185 236V237L183 238ZM114 237H116V238H114ZM126 237H128V235ZM86 240H88V239H86ZM215 241H217V239ZM179 243H181V244H179ZM233 252H235V251H233ZM221 253H222V251L218 252L219 255ZM223 254H225V253H222L221 255H223ZM237 254H238V257H240L239 253H235L236 256H237ZM25 257L26 256H21L20 259H18L14 264H29L28 262H26L27 259ZM184 257L182 259V262H183L182 264H185V261L188 258L187 257L185 259ZM6 258L3 257L2 249L0 247V260L2 262L1 264H13V262H12V260L14 261L13 255L10 257H6ZM190 259H192V258H190ZM201 262H202L201 260L197 263H195V261H193L192 264H202ZM217 262L208 261L207 264H210V263L211 264H214V263L217 264ZM168 264H175V263L169 262Z\"/></svg>",
  "mask_w": 264,
  "mask_h": 264
},
{
  "label": "built area",
  "instance_id": "2783aa9c",
  "mask_svg": "<svg viewBox=\"0 0 264 264\" xmlns=\"http://www.w3.org/2000/svg\"><path fill=\"white\" fill-rule=\"evenodd\" d=\"M2 105H3V101L2 102L0 101V126L2 125V122H3L4 124H6V125H8L10 127L11 131H13L12 130V125H11V122L14 121L13 118L16 115H17L16 118H19L22 115H20V113L17 112L16 110H9L8 108L3 107ZM4 128H5V126H4ZM4 135L7 136L8 138H12V135H14V134H12L10 132L9 133L6 132V133H4Z\"/></svg>",
  "mask_w": 264,
  "mask_h": 264
}]
</instances>
